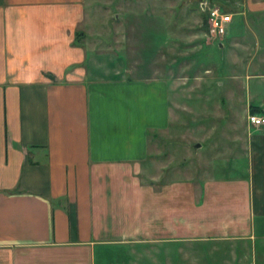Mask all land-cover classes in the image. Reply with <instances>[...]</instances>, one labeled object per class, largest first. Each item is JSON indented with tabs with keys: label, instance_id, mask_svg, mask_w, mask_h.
Segmentation results:
<instances>
[{
	"label": "crops",
	"instance_id": "1",
	"mask_svg": "<svg viewBox=\"0 0 264 264\" xmlns=\"http://www.w3.org/2000/svg\"><path fill=\"white\" fill-rule=\"evenodd\" d=\"M87 6L0 0V264H264V130L249 125L221 178L144 182L170 128V84L90 73ZM232 14L226 79H256L260 97L264 0Z\"/></svg>",
	"mask_w": 264,
	"mask_h": 264
},
{
	"label": "rangeland",
	"instance_id": "2",
	"mask_svg": "<svg viewBox=\"0 0 264 264\" xmlns=\"http://www.w3.org/2000/svg\"><path fill=\"white\" fill-rule=\"evenodd\" d=\"M246 1L88 0L84 28L90 73L104 79L162 78L170 84V128L161 140L152 138L150 160L140 173L144 182L155 177L185 183L221 178L217 174L245 155L249 109L260 105L264 95H254V78L237 86L226 79L225 53L219 47L225 37L214 39L203 28V8L205 3L235 13ZM236 87L239 95L227 94ZM195 245L201 251L210 247ZM190 258L185 264H192ZM243 258L242 264H255L256 254ZM200 264L223 263L206 254Z\"/></svg>",
	"mask_w": 264,
	"mask_h": 264
},
{
	"label": "built area",
	"instance_id": "3",
	"mask_svg": "<svg viewBox=\"0 0 264 264\" xmlns=\"http://www.w3.org/2000/svg\"><path fill=\"white\" fill-rule=\"evenodd\" d=\"M203 8L206 13L207 27L212 38H223L227 35L228 28L233 20V14L226 12L220 6H209L205 5ZM249 125L264 130V114H249L248 116Z\"/></svg>",
	"mask_w": 264,
	"mask_h": 264
},
{
	"label": "trees",
	"instance_id": "4",
	"mask_svg": "<svg viewBox=\"0 0 264 264\" xmlns=\"http://www.w3.org/2000/svg\"><path fill=\"white\" fill-rule=\"evenodd\" d=\"M224 10H225V9H224ZM204 20H205V21H204L203 28L206 30V29H208V27H207L206 17H205ZM81 35H82V34L80 33V34H78L77 37H80ZM83 36H85V35H83ZM81 37H82V36H81ZM250 112H251V114H264V112H263L260 108L255 107V106H251V107H250Z\"/></svg>",
	"mask_w": 264,
	"mask_h": 264
},
{
	"label": "water",
	"instance_id": "5",
	"mask_svg": "<svg viewBox=\"0 0 264 264\" xmlns=\"http://www.w3.org/2000/svg\"><path fill=\"white\" fill-rule=\"evenodd\" d=\"M198 146H200V145H198Z\"/></svg>",
	"mask_w": 264,
	"mask_h": 264
}]
</instances>
